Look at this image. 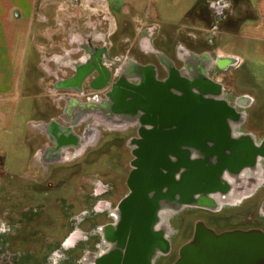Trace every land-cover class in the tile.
Segmentation results:
<instances>
[{"label":"flooded vegetation","instance_id":"1","mask_svg":"<svg viewBox=\"0 0 264 264\" xmlns=\"http://www.w3.org/2000/svg\"><path fill=\"white\" fill-rule=\"evenodd\" d=\"M52 42L48 75L55 89L68 96L51 122L67 128L78 143L81 137L72 128H82L90 116L102 124L138 125L139 132L125 138L130 158L123 171L99 170L100 177L90 185L86 170L71 174V192L81 197L77 200L80 215L70 211L62 217L60 238L49 241L51 251L33 264H205L195 255L207 243L224 236L242 239L264 234V137L259 139L246 127L250 114L239 107H250V103L238 102L244 95L236 99V105L227 98L209 96L227 91L211 76L210 56L204 70L195 66L206 76L194 78L188 70L192 67L153 45L145 53L156 62L144 63L131 41ZM53 54L58 55L52 58ZM129 61L150 66L153 76L151 82L142 83L138 77L129 78L131 85L125 89L129 109H119L123 100L119 98L115 107L83 113L80 106L95 99L107 102L116 92ZM231 64L230 58L219 57L213 67L224 73ZM218 101L226 109L222 106L215 113L207 107ZM69 104L79 109L75 120L65 117ZM136 109L144 112V119L129 120L121 114L135 115ZM228 109L244 114L243 118L228 120L221 112ZM249 137L255 153L250 151ZM158 142L167 144L164 151L151 152Z\"/></svg>","mask_w":264,"mask_h":264},{"label":"rangeland","instance_id":"2","mask_svg":"<svg viewBox=\"0 0 264 264\" xmlns=\"http://www.w3.org/2000/svg\"><path fill=\"white\" fill-rule=\"evenodd\" d=\"M110 1L112 14L107 0H36L35 8L32 0H0V59L12 61L1 64L8 72L0 79V264H33L48 254L62 217L80 215L71 174L86 170L90 185L99 170L123 171L130 158L125 138L139 132L138 125L102 124L90 116L72 128L81 137L77 147L50 138L43 125L58 118L68 96L48 75L52 41H131L144 63L156 62L145 53L151 45L190 67L194 57L210 56L211 76L227 89L220 98L236 105L249 97L250 107H239L250 114L246 127L264 137V0H140L128 14L116 7L120 0ZM149 5L153 12L146 16ZM219 57L232 61L224 73L213 67ZM135 111L121 114L145 118Z\"/></svg>","mask_w":264,"mask_h":264},{"label":"bare ground","instance_id":"3","mask_svg":"<svg viewBox=\"0 0 264 264\" xmlns=\"http://www.w3.org/2000/svg\"><path fill=\"white\" fill-rule=\"evenodd\" d=\"M193 59L196 62V66L203 68V70H204V68H206L208 66V62H209L208 58H206V59L203 58L201 61H200V58H197V57H194ZM167 64H168V66L172 72L178 73L180 75L179 71L177 72L175 69L172 68V66L169 63H167ZM197 69L198 68H195V66H192V68H188V70L192 73L194 78H197L200 76L202 77L203 75H205L204 71L200 72V70L197 71ZM130 77H138L140 83H142L144 81L151 82L153 79L152 69L150 66H144V65L138 64L134 61L127 62L125 64V68L121 72L122 83L120 84V86L116 87V89H115L116 92H113L112 94H110L108 101L103 102L102 100L95 99V101H93L90 104L82 105V107L80 106L81 111L83 113H85V112H97V111L103 110L104 108L108 109L110 107L111 108L115 107L116 106L115 104L119 103L118 102L119 98L123 99L121 101V105L119 106V109H125V110L129 109V107H127V105H126L127 102H125V101L127 99H130V96H129L128 92H126L125 89H126V87H129V85H131L129 82ZM204 77H202V78H204ZM173 81H174V79L170 78V80L168 81L169 87L173 86ZM193 86H196L195 82H193ZM120 87H121V89H120ZM201 94L204 97H207L205 92L201 91ZM209 96H212L215 99H217V98L219 99L220 93L210 94ZM131 97H135V96H131ZM249 100H250V98L245 96L244 98L239 99L238 102L240 104H248ZM110 102H111V105L106 104V103H110ZM222 106H224V108L226 107L224 105L223 101H218L216 103L208 105L207 107L211 111H214L215 113H217L216 110H218ZM119 109H116V110H119ZM114 110H115V108H114ZM219 110H221V109H219ZM76 111H79V109L77 107H75V106L72 107V105H70V104L67 105L66 112H65L66 119L67 120H72V119L75 120L78 117L76 114L77 113ZM221 112H222V114H224V117H226L228 120H231V121L235 120V119H242L244 116V114H238V113L234 112V109L233 110L228 109L227 111L223 110ZM95 116H97V115L95 114ZM43 127L47 128V131L49 132L50 138H52L54 141L59 142L58 143L59 146H61L62 144H65V145L69 144L73 147H77V142L72 140V138L68 134V131H67L68 129L65 128L64 126H61L60 124L58 125L55 122H50V123L44 124ZM248 143L250 146V151L255 153L256 150H255L254 144L252 142V139L250 137L248 138Z\"/></svg>","mask_w":264,"mask_h":264},{"label":"water","instance_id":"4","mask_svg":"<svg viewBox=\"0 0 264 264\" xmlns=\"http://www.w3.org/2000/svg\"><path fill=\"white\" fill-rule=\"evenodd\" d=\"M166 145L162 142L155 143L150 151H164ZM195 256L205 264H223L224 257L228 259L227 264H242L245 262H248V264H264V234H249L242 239L234 236H224L221 239L207 243L196 251Z\"/></svg>","mask_w":264,"mask_h":264},{"label":"crops","instance_id":"5","mask_svg":"<svg viewBox=\"0 0 264 264\" xmlns=\"http://www.w3.org/2000/svg\"><path fill=\"white\" fill-rule=\"evenodd\" d=\"M15 1H18V2H21V1H24V0H15ZM33 1V4H34V8H35V4H36V0H32ZM108 1V4L110 5V12H111V14L113 13V4L111 3V1L110 0H107ZM137 1H140V0H120V2H119V5H117L116 7L117 8H119V10L120 11H122L123 13H125V14H128V13H131L132 11H131V8L133 7L131 4H133L134 6H136V8H137V6L139 5V3H137ZM16 6L17 7H19V4H16ZM134 8V7H133ZM147 8V11H146V13L144 14V15H146L147 16V14L149 15V13L150 12H153V8H152V6L151 5H149V6H147L146 7ZM18 9V8H17ZM19 10V9H18ZM135 13H137V12H139L140 13V10L139 9H136L135 11H134ZM17 24H19V23H17ZM6 60V61H5ZM11 64L12 63V61H11V59L10 58H7V59H4V61H3V59L1 58L0 59V65L1 64ZM5 70V71H4ZM8 71H6V69H4V68H2V65L0 66V79L1 80H3V79H6L5 77H6V73H7ZM9 74V73H8ZM2 111H0V113H1ZM1 119V118H0ZM1 126H0V130H1Z\"/></svg>","mask_w":264,"mask_h":264}]
</instances>
